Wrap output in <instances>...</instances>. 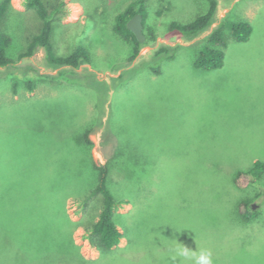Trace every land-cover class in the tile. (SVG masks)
<instances>
[{
  "label": "rangeland",
  "instance_id": "1",
  "mask_svg": "<svg viewBox=\"0 0 264 264\" xmlns=\"http://www.w3.org/2000/svg\"><path fill=\"white\" fill-rule=\"evenodd\" d=\"M22 1L10 0L1 22L14 63L0 67V264L61 255L70 237L99 258L84 228L100 198L81 206L94 161L110 165V189L127 199L114 215L126 247L94 264H194L181 251L202 249L213 264H264V175L248 172L264 162V0H217L214 22L190 41L169 26L206 12L207 0H137L148 44L131 62L133 42L114 24L135 0L54 1L55 52L81 46L89 57L73 70L45 67L42 50L18 59L41 26ZM222 19L248 21L251 35L227 32L223 66L196 68ZM160 45L177 46L174 56L152 57ZM245 197L258 210L248 223L236 205Z\"/></svg>",
  "mask_w": 264,
  "mask_h": 264
},
{
  "label": "trees",
  "instance_id": "2",
  "mask_svg": "<svg viewBox=\"0 0 264 264\" xmlns=\"http://www.w3.org/2000/svg\"><path fill=\"white\" fill-rule=\"evenodd\" d=\"M54 1L59 0L22 1V5L26 9H31L36 13V15L41 20V26L38 33L32 36L25 50L18 55V59L32 57L40 50H42V61L45 67H51L52 69H57L60 67H65L72 70L77 69L80 67V65L87 64L89 61L88 54L84 50V48L81 46H77L69 54L58 55L55 52V46L51 41L53 26L58 19L57 13L62 9L60 5H53L51 9H49L48 5H51ZM207 2L208 8L206 12L198 15L189 23L183 25L175 23L171 24L169 26V30L176 31L185 41H190L198 37L203 32L207 31L215 20L218 5L217 0H207ZM139 4L141 3L137 0L130 2L126 6V8L123 11L119 12L115 17L114 31L120 34L123 38L131 40L133 42V52L128 59L129 62L133 61L138 56L140 49L148 44L147 38L143 43L138 42L133 32L127 27V23L130 18L137 12L141 11V9L138 8ZM9 6L10 0H1L0 67L9 66L14 63V60L6 54L7 49L9 48L12 41L11 36L3 32L1 29L2 19L7 10L9 9ZM227 32L232 36L234 40L239 42H245L251 35L252 26L246 20L229 22L227 19H222L201 41L200 50L194 60V65L196 67L204 69H216L223 66L224 51L227 47V42L225 40ZM176 47L177 46L171 47L168 45H160L154 50L152 57L161 56L172 58L174 56V51L176 50ZM151 70L154 73L158 72V67L151 66ZM61 73L63 72H58L59 75ZM84 139L88 143L91 142V140L87 138V135H85ZM92 166L94 169V175L92 177L94 180L93 187L89 194L81 200V206L85 208L87 206L88 201L94 196H99L100 204L96 220L84 228V238L92 247L99 251V258L102 255H106L107 257H109L110 255L119 254L126 247V244L125 247L119 246L121 239L123 238V234L114 221V215L117 213V208L119 204L125 203L123 201L127 199L117 200L114 193L111 191V180L109 177L110 165L107 162L100 163L94 161L92 163ZM248 172L254 173L259 179H261V177L264 175V162L260 160H255L253 162V166ZM240 174H242V172H239L234 177V183H236V178ZM256 195L258 196L260 194L258 193ZM252 201L253 198L245 197L241 198V200L236 203V205H238L237 207H243L242 212L239 213L237 211L239 221L248 223L249 220H252L253 216L257 214L256 212L258 210L253 211L252 206L250 205ZM67 223L70 227L75 225V223L70 220L68 214ZM49 253L50 252H47L46 255L34 259L32 264H94L99 259L98 258L96 260H88L81 256L78 252L77 246L75 245L71 237L66 243V250L63 252L62 249H60L61 255Z\"/></svg>",
  "mask_w": 264,
  "mask_h": 264
},
{
  "label": "clouds",
  "instance_id": "3",
  "mask_svg": "<svg viewBox=\"0 0 264 264\" xmlns=\"http://www.w3.org/2000/svg\"><path fill=\"white\" fill-rule=\"evenodd\" d=\"M181 254L186 259L193 261L194 264H213L212 253L207 249H202L198 253L182 250Z\"/></svg>",
  "mask_w": 264,
  "mask_h": 264
},
{
  "label": "water",
  "instance_id": "4",
  "mask_svg": "<svg viewBox=\"0 0 264 264\" xmlns=\"http://www.w3.org/2000/svg\"><path fill=\"white\" fill-rule=\"evenodd\" d=\"M127 27L133 32L138 42H145V35L143 32V16L139 12L130 18L127 23Z\"/></svg>",
  "mask_w": 264,
  "mask_h": 264
},
{
  "label": "crops",
  "instance_id": "5",
  "mask_svg": "<svg viewBox=\"0 0 264 264\" xmlns=\"http://www.w3.org/2000/svg\"><path fill=\"white\" fill-rule=\"evenodd\" d=\"M196 67V66H195ZM196 68H199V67H196ZM219 68H221V67H219ZM201 69H204V68H201ZM217 69V68H216ZM207 70H210V69H207ZM67 207V206H66ZM68 209V208H67ZM67 214H68V210H67Z\"/></svg>",
  "mask_w": 264,
  "mask_h": 264
}]
</instances>
